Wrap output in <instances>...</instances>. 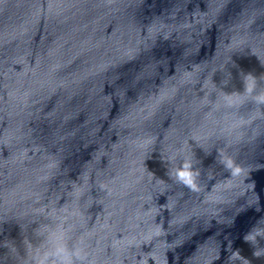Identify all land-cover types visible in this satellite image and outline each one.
I'll use <instances>...</instances> for the list:
<instances>
[{
    "label": "clouds",
    "instance_id": "clouds-1",
    "mask_svg": "<svg viewBox=\"0 0 264 264\" xmlns=\"http://www.w3.org/2000/svg\"><path fill=\"white\" fill-rule=\"evenodd\" d=\"M244 81V92L238 93L243 95L247 93L248 95L254 96V101L258 105H264V92H256L258 86V78L247 74L243 77ZM220 163L228 170L231 171L233 175L239 173L240 168L230 157L221 156ZM172 175L174 179L189 188L190 190L196 192L199 191L198 177L200 172L193 165L191 160L185 159L178 167L173 170ZM44 244L46 247L37 249L35 252L30 253L29 264H84L86 260V255L83 248L79 246H73L69 248L66 243V233L61 227L55 229H47ZM258 237L264 239V229H259L255 225L243 236L245 243H248L253 248V256L260 258L262 255L261 250L256 246L259 244ZM233 256L242 260H247L240 253L239 249L233 250ZM251 264V261H248Z\"/></svg>",
    "mask_w": 264,
    "mask_h": 264
}]
</instances>
